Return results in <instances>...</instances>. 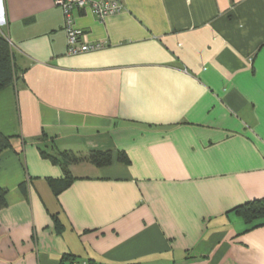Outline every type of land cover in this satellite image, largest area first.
I'll return each mask as SVG.
<instances>
[{"label": "crops", "instance_id": "crops-1", "mask_svg": "<svg viewBox=\"0 0 264 264\" xmlns=\"http://www.w3.org/2000/svg\"><path fill=\"white\" fill-rule=\"evenodd\" d=\"M119 1L74 12L104 47L71 55L56 0H0L19 69L0 90V264H264V225L232 211L264 197V0ZM41 149L114 159L70 164L55 195Z\"/></svg>", "mask_w": 264, "mask_h": 264}, {"label": "trees", "instance_id": "trees-1", "mask_svg": "<svg viewBox=\"0 0 264 264\" xmlns=\"http://www.w3.org/2000/svg\"><path fill=\"white\" fill-rule=\"evenodd\" d=\"M19 69L15 62V56L12 47L7 38L0 34V90L8 87L18 79ZM14 136H8L0 130V155L7 149L13 148ZM58 155L49 154L46 150L41 149L40 153L45 158H49L53 163L61 165L64 172V177L52 180L50 182L52 190L55 195H59L63 190L68 188L75 178L72 176L69 165L78 163L80 161H89L96 166H105L113 162V154L111 151L93 150L86 156H78L71 151H59ZM22 155V151H18ZM118 160L122 162H129V158L125 152H120ZM21 189L26 193V185L23 182ZM8 190L0 188V211L7 206ZM232 211L238 214L243 221L249 225L245 231L264 225V197L260 199L249 200L239 206H236ZM54 222L57 232H62L63 224L58 216L54 215ZM62 261L65 264H83L80 256L66 253L62 256ZM94 261L89 260L86 264H93Z\"/></svg>", "mask_w": 264, "mask_h": 264}, {"label": "built area", "instance_id": "built-area-1", "mask_svg": "<svg viewBox=\"0 0 264 264\" xmlns=\"http://www.w3.org/2000/svg\"><path fill=\"white\" fill-rule=\"evenodd\" d=\"M56 4L64 13L67 52L71 55L95 51L104 47L102 42L87 41L83 30L75 27L74 12L76 10L89 8L99 19L124 10V5L119 0H56Z\"/></svg>", "mask_w": 264, "mask_h": 264}]
</instances>
